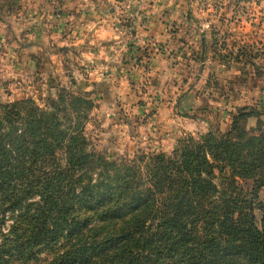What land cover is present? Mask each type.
<instances>
[{"label": "trees", "instance_id": "1", "mask_svg": "<svg viewBox=\"0 0 264 264\" xmlns=\"http://www.w3.org/2000/svg\"><path fill=\"white\" fill-rule=\"evenodd\" d=\"M93 106L0 105V264H264V131L234 136L254 113L119 161L89 149Z\"/></svg>", "mask_w": 264, "mask_h": 264}, {"label": "rangeland", "instance_id": "2", "mask_svg": "<svg viewBox=\"0 0 264 264\" xmlns=\"http://www.w3.org/2000/svg\"><path fill=\"white\" fill-rule=\"evenodd\" d=\"M63 87L94 101L89 149L111 160L171 155L242 112L234 136L260 134L264 0H0V105Z\"/></svg>", "mask_w": 264, "mask_h": 264}]
</instances>
